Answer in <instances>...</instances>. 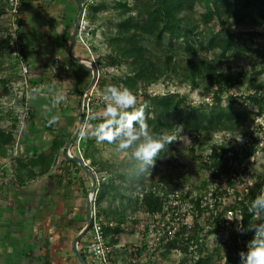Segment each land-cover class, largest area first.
Here are the masks:
<instances>
[{"label":"trees","instance_id":"trees-1","mask_svg":"<svg viewBox=\"0 0 264 264\" xmlns=\"http://www.w3.org/2000/svg\"><path fill=\"white\" fill-rule=\"evenodd\" d=\"M96 2L93 10L87 13V19L93 27L92 37H96L103 20L109 21L107 30L102 32L107 52L101 54L90 40L92 54L88 53L93 56L95 64H100L103 73L111 72V69L121 70L122 73L108 76L102 74L97 78L100 96H91L95 99L92 102L94 108L96 103H106L104 89L107 86L122 85L135 95L134 107H144L145 122L150 132L170 134L182 126L189 133L204 137L205 141L213 133L222 132L226 136L231 132H239L247 126L250 113L254 114V119L264 116V79L259 78L260 72L224 69L228 60L247 57L249 48L244 34L233 31V27L264 24V0H115L111 7L108 0ZM83 4L88 8L91 2L84 0ZM108 10L113 12L110 15L114 18L113 21L104 15ZM3 13L0 10V16ZM18 77L19 62L10 45V37L7 33L0 34V99L6 93H12L9 86ZM159 82L167 85H188L192 91L201 90L207 97L196 104L188 95L178 91L156 95L149 92V88ZM243 85L251 92L244 97L234 94V90ZM83 92L84 90L79 92L80 98ZM227 95L232 102L226 105L224 97ZM239 101L245 103V108L238 109L233 104ZM251 106L252 109L249 108ZM2 115L0 109V157H6L16 139L13 128H4L1 125ZM93 115L90 113L86 118L85 109L83 119L85 123L89 122L95 127L101 121L91 120L90 116ZM257 127L249 134L244 145L238 146L229 141L222 143L221 147L212 144V151L207 155L204 164L211 171L222 170L230 173L233 169L231 161L243 162L255 156L261 149V138L264 135V127L261 124ZM79 136L80 155L91 161L87 166L97 179L94 207L104 224L105 237L113 249L121 243V237L126 232L142 230L139 213L159 212L169 200L172 184L167 185L156 180L153 172L162 162L164 150L170 146L173 148L174 141L165 146L149 172L138 176L139 162L132 157L131 148L121 149L126 152L125 160L115 164L95 155L94 137ZM69 140V136L61 135L51 146L32 156H14L18 183L22 185L28 180L50 173L62 156L65 162L85 174L77 162L66 157L64 151ZM191 150L194 152L193 148ZM205 185L206 179L203 177L200 187L191 190L202 189ZM89 192L90 188L86 190L87 198ZM263 192L264 174H258L256 184L235 205L241 209L243 215L244 246L253 236L248 226L261 222V214L250 213L248 207ZM198 238L197 229L188 239L176 237L155 251L162 250V257L167 258L174 249L180 250L183 259L179 264H218L222 258L219 248L206 254L199 250L200 255L195 257L196 251L190 250V242ZM239 247L240 243L233 241L225 264H240V258L235 256ZM143 251L145 247L140 248L137 254ZM81 252L87 260L83 249ZM124 252L126 258L120 260L114 256V259L127 262L134 256V251Z\"/></svg>","mask_w":264,"mask_h":264},{"label":"rangeland","instance_id":"rangeland-1","mask_svg":"<svg viewBox=\"0 0 264 264\" xmlns=\"http://www.w3.org/2000/svg\"><path fill=\"white\" fill-rule=\"evenodd\" d=\"M109 6L114 5L115 0H108ZM97 2L91 3L88 8L86 9V16L87 13H90L93 8L95 7ZM113 14L112 10H108L107 13H104L105 16H108L113 21V17H110V15ZM108 20H103L102 27L98 30L96 37H91V42H93L94 47H96L101 54H105L107 52L106 48V41L104 36L102 35V32L107 30ZM8 23L7 17H0V34H4L8 32V28L6 29V24ZM233 31L240 32L244 34V38L246 40L247 46L249 50L247 51V57L242 58L239 60H228L224 64V69L227 71H235L239 69H243L244 72H251L253 70H257V72H260L259 78L264 79V24H247L240 27H233ZM252 38V40H251ZM74 54L78 53L79 56L83 57L82 61H78V73H80V76H84L83 79L85 81L82 83V85L79 87L78 91L82 92L83 90H93V94L96 96H100L99 87L97 84V81H95L92 85V79L91 75L96 70L97 72V78L101 77L102 74L108 76L112 73H122V71L117 69H111V72H104L102 71V67L100 64H95V62L92 63V55H89L88 50L84 47V45L77 41L75 44V47L73 49ZM91 56V57H90ZM73 58V57H72ZM90 58V59H89ZM61 65V64H60ZM12 66V64H10ZM62 66V65H61ZM56 67L51 68V81L50 79L48 82H46V89L45 93H33L31 98L28 99L27 107L29 106V112L30 117L25 119L23 116L21 118L17 117L16 110H23L24 107H22L19 104L11 105L13 98L18 97L17 94L21 91L20 88L22 86V83L19 79H15L13 83L9 86L11 88V91L13 93H6L2 99H0V109L3 112V118L1 121V125L4 128H13L14 130V137L16 138L13 145H11L8 156L6 157H0V171L3 172V175H0V199L2 200V196L4 197L5 192L12 191L13 186L17 183L16 176H15V166L16 162L13 159L14 156L23 154L26 156H32L35 152L38 153L41 150H44L43 145L47 143V139L50 136V125L53 127L54 125L58 126L61 123V120H65L66 118L69 119V117H66V113L63 111L64 108H68L66 105V100L68 99L67 96L70 94L68 92V89L70 88H76V85L73 80H70L69 82H65V79H63V83L60 82L57 78L59 74L64 75L63 72L66 70L62 67ZM61 68V69H60ZM61 70V71H60ZM92 71V74L90 72ZM99 70V71H98ZM85 74V75H84ZM93 78V77H92ZM70 79V78H69ZM91 80V82H90ZM38 83H41L39 81H36ZM89 86H91L89 88ZM51 90V91H50ZM17 91V92H16ZM167 91H178L180 94L188 95L190 100L193 103H200L202 100H204L207 95L201 91V90H195L192 91L188 85L184 86H177L173 83L167 85L166 83L159 82L157 84L152 85L149 88V92L152 94H164ZM1 92V90H0ZM51 92V93H50ZM55 92H61L63 93L64 100L60 101L59 103H54V94ZM251 92L246 85H243L236 88L234 90V94L244 97V95H247ZM17 93V94H15ZM80 96V95H79ZM39 97V98H37ZM42 97L50 99L53 103H48L43 109H39L37 104V99H40ZM18 99V98H17ZM82 100V97L80 98ZM244 100V99H243ZM45 101V102H46ZM95 101V99H91L92 102ZM82 102V101H81ZM81 102L80 105H75V111H73V120H71V133L72 137L77 132L80 123H81ZM97 102V101H96ZM231 97L229 95L224 97V104L231 103ZM96 107L94 108L91 106L90 112L94 115H99L104 111L105 104L102 102L96 103ZM238 109L245 108V103L242 101H239L238 103H233ZM252 109L253 107H249ZM12 109L14 111L11 114L6 113L7 110ZM249 109V110H250ZM6 110V111H5ZM56 111H59V113L54 114ZM55 118V123L49 124L48 120L51 118ZM261 124L264 127V116L255 118L254 114L250 113L249 115V121L246 127L241 129L237 133H229L226 136L222 133H213L210 135V137L205 141V138L202 136H197L195 133H189L187 130L184 129V127L180 126L178 129H181L180 132V138L174 141L173 148L167 147L164 150L163 160L160 164H158L153 174L155 175L156 180H161L167 185H171L175 189L176 187H188V188H199L200 187V181L203 177L210 176V169L204 164L207 155L212 151L211 145L215 144V146L221 147L222 143H228L232 142L238 146L246 144L248 140V136L251 132L255 131L258 127V125ZM88 126L89 128H92V125L89 122H82L81 128ZM17 127V131H15ZM51 127V128H52ZM19 128V131H18ZM81 130V129H80ZM23 131L22 135L20 132ZM258 133H262L259 130ZM80 133V131H79ZM78 133L75 141L71 145L69 149H65V153H67L69 156L72 157H81V149L79 148V140H80V134ZM32 134L35 135L32 137ZM262 135V134H261ZM39 136V138H38ZM42 136V137H41ZM36 137L41 141V143L36 139ZM41 137V138H40ZM45 137V139H44ZM35 140V141H31ZM37 140V141H36ZM47 140V141H46ZM191 148L194 149V152H192ZM94 153L97 157H101L104 160H110L111 162H114L115 164L120 163L121 161L125 160L126 152L121 151L117 147V143H108L105 142H97L94 147ZM63 153V151H62ZM64 154V153H63ZM62 154V155H63ZM63 156L60 158L62 159ZM251 158H255V161L252 163L250 162L249 168L244 172L245 181H248L252 184H256L257 181V175L258 174H264V135L261 138V149L258 150L257 154ZM84 163L86 165L90 164L89 159H84ZM170 162V163H169ZM62 165L59 167V163L56 164V166L53 168V174L55 177V180H53L54 184L53 186H56L59 184L58 178L61 175L63 180L70 177L73 179L72 174H76V168L72 164H65V161L60 162ZM65 164L66 166H63ZM61 168V169H60ZM81 176H86L85 181L87 182L88 187L90 184L92 185V179L84 174L83 172L79 173ZM75 179V178H74ZM77 185V184H76ZM77 188L79 192V197L81 196V202L87 206L89 204L88 198L83 195V190L81 185L75 186L73 183L71 186L67 184L65 186V189L70 188ZM85 187V188H86ZM91 188V186H90ZM87 189V188H86ZM195 190V189H194ZM5 199V198H4ZM7 199V198H6ZM8 200V199H7ZM10 201V200H9ZM8 201V204H10ZM80 202V201H79ZM76 212V211H74ZM83 214L85 215V210L83 208ZM138 218L140 221H145L147 219V213L141 212L138 214ZM130 225H132L130 223ZM210 237H208L207 242V252H215L217 248H219L222 258L218 262V264H225V259L230 253V250L226 246H221L216 244V237L214 234H210ZM142 235L139 234L138 231H129L126 232L123 237H121V243L123 246L119 247L120 250H129L132 251V248L135 246L137 242H139V239H141ZM207 239V238H206ZM162 250L154 251L151 253L145 252L143 256L140 258L138 264H179L181 260L183 259V253L180 250L174 249L170 255H168L167 258L162 257L161 255ZM206 252V253H207ZM150 254V255H149ZM76 255V253H75ZM76 258L78 259L77 255ZM73 259L74 264H82L77 259ZM72 264V263H70Z\"/></svg>","mask_w":264,"mask_h":264},{"label":"crops","instance_id":"crops-1","mask_svg":"<svg viewBox=\"0 0 264 264\" xmlns=\"http://www.w3.org/2000/svg\"><path fill=\"white\" fill-rule=\"evenodd\" d=\"M8 7L7 0H0V10L4 11L0 17H7ZM79 12L78 0H22L21 25L25 40L24 50L32 66L35 82H48L51 77L50 70L54 68L56 61H59L62 65L60 66L66 70L63 72L64 75L59 74L57 79L62 83L63 79L65 82L73 80L75 85L77 82L76 88L73 86L68 89L70 93L66 100L68 108L63 110L66 117L70 118L61 120V123L56 122L60 124L58 126L50 125V136L43 145L44 149L51 146L61 135L69 136L70 140L72 138L73 111L75 105L79 106L81 102L78 89L85 81L84 76L81 77L78 73V61L69 54ZM75 56L83 59L78 53H75ZM90 72L92 74L91 70ZM92 77L93 74L91 79ZM46 99L45 97L37 99L36 105L39 109H43L50 102L53 103L49 98L47 101ZM56 113L59 111L54 114ZM33 136L35 138L32 134ZM38 138L36 137L41 143ZM61 161L63 158L58 161L59 167L62 165ZM65 164L68 165L67 162ZM65 164L63 166H66ZM75 171L76 174H72L75 179L70 177L66 182V178L63 180L61 177L64 175L59 176L57 187L53 186L55 180L53 169L50 173L28 180L22 185L16 178L17 183L13 190L3 193L5 195L2 196V200L0 199V264H74L73 259L76 258L74 243L87 224L88 205L85 206L81 202L82 197H79L77 188L65 189V186L67 184L71 186L73 183L75 186L81 185L85 196L86 190L91 186L90 184L86 187V176H81L79 171ZM78 245L82 249V241ZM121 246L122 243L113 248L115 258L120 260L126 258L125 252H121L123 250L119 248Z\"/></svg>","mask_w":264,"mask_h":264},{"label":"built area","instance_id":"built-area-1","mask_svg":"<svg viewBox=\"0 0 264 264\" xmlns=\"http://www.w3.org/2000/svg\"><path fill=\"white\" fill-rule=\"evenodd\" d=\"M7 1L9 3V7L6 10L8 19L7 34L10 37V45L14 55L19 62L18 79L22 83L21 91L18 94L15 93L18 97L13 98L11 105L13 106L16 103L24 107L22 111L16 110V113L17 117L21 118L23 116V118L27 119L30 117L31 112H29V106L27 107L28 99L37 92L40 94L45 93L46 84L35 82L32 75V66L26 58L24 50L25 40L22 35L21 25L22 0ZM89 1L93 3L97 0ZM86 9L84 6L77 41L82 43L88 52L92 54L90 39L93 27L87 19ZM92 60L94 62L93 56ZM56 67H60L59 61L55 62L54 68ZM91 89L84 90L81 100L83 113L85 109L87 111L86 118L91 113V96L93 95V90ZM13 112L12 109L6 111V113ZM15 131H17V127ZM22 133L23 131L20 132L21 135ZM82 159L84 161L83 157ZM254 161L255 158H248L243 162L231 161L233 169L230 173L222 170L210 171V176L205 177L206 185L202 189L192 191L191 188L184 186L182 188H173L169 200L163 209L156 213H147V219L141 222L142 230L139 231V234L142 237L132 248L134 256L129 258L127 262L114 259L113 249L105 237L104 224L98 217L97 210L94 207L97 190L89 192L91 222L87 234L82 240V249L87 257L88 264H138L145 252H154L156 248L176 237L188 239V236L197 229L199 238L190 242V250L196 251L195 257L200 255L199 250H203V254H206V240L210 237V233L218 236L215 239L217 245L226 246L228 249L233 244V241L237 240L241 247L235 252V256L240 258V252L247 251V245H243L245 227L243 225L242 211L236 208L235 205H238L245 198L246 193L250 191V187L255 185L248 181L244 182V172L249 168L250 162L253 163ZM212 172L217 174V176ZM0 175H3V172L0 171ZM143 247H145V251L137 254L138 250ZM78 248L80 249L79 245Z\"/></svg>","mask_w":264,"mask_h":264},{"label":"clouds","instance_id":"clouds-1","mask_svg":"<svg viewBox=\"0 0 264 264\" xmlns=\"http://www.w3.org/2000/svg\"><path fill=\"white\" fill-rule=\"evenodd\" d=\"M62 99L63 94L56 92L54 103H59ZM104 100V111L90 116L91 120L99 119L101 122L92 128L82 127L79 134L81 137H94L97 142H116L117 147L122 150L131 148L132 157L139 162L138 176L152 169L165 146L181 139L180 128L170 134L150 132L145 122L144 107H134L136 97L128 88L109 85L104 89ZM48 123H55V118L48 120ZM248 211L261 214V222L248 226L253 236L247 243V251L239 254L240 264H264V193L251 201Z\"/></svg>","mask_w":264,"mask_h":264},{"label":"water","instance_id":"water-1","mask_svg":"<svg viewBox=\"0 0 264 264\" xmlns=\"http://www.w3.org/2000/svg\"><path fill=\"white\" fill-rule=\"evenodd\" d=\"M78 3H79V7H80V12H79V16H78V19H77V22H76V26H75V29H74L73 38H72V41H71V44H70L69 54L75 60L80 62V61H82V59L80 57H78V56H75V54L73 52V49H74L75 44L77 42V36H78V32H79V24H80V21L82 19V15H83V12H84V5H83L82 0H78ZM92 63H93V61H92ZM96 80H97V72L95 70L93 72V78H92V82H91L90 85H92ZM90 87L91 86H89V88ZM80 115H81L80 126H79L77 132L75 133V135L68 142L67 149H69L71 147V145L75 141V139H76V137H77V135H78V133H79V131L81 129V125H82V122H83V110H82V107H81ZM66 157L69 160H73V161L77 162L81 166V168L90 176V178L92 179V185H91V188H90V192H95L96 191V183H97L96 177L90 171L89 167L84 163L83 159L80 158V157L69 156L67 153H66ZM90 212H91V204L89 203L88 204V220H87V224H86L85 228L82 230V232L76 237L75 243H74L76 255H77L78 259L80 260V262L82 264H88V262H87L86 258L84 257V255L82 254V252L80 251V249L78 248V244L83 240V238L85 237V235H86V233H87V231H88V229L90 227V222H91Z\"/></svg>","mask_w":264,"mask_h":264}]
</instances>
